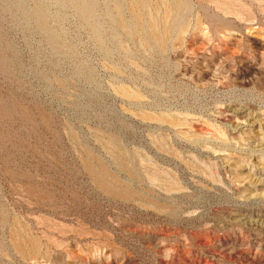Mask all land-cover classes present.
Masks as SVG:
<instances>
[{
	"label": "rangeland",
	"instance_id": "374dc122",
	"mask_svg": "<svg viewBox=\"0 0 264 264\" xmlns=\"http://www.w3.org/2000/svg\"><path fill=\"white\" fill-rule=\"evenodd\" d=\"M0 264H264V0H0Z\"/></svg>",
	"mask_w": 264,
	"mask_h": 264
}]
</instances>
